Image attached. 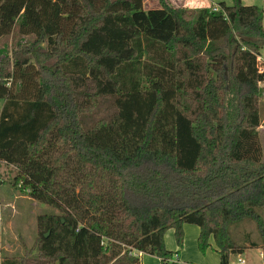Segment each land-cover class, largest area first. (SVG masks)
<instances>
[{
  "label": "trees",
  "instance_id": "trees-1",
  "mask_svg": "<svg viewBox=\"0 0 264 264\" xmlns=\"http://www.w3.org/2000/svg\"><path fill=\"white\" fill-rule=\"evenodd\" d=\"M159 2L0 0V166L49 210L0 264H180L184 224L219 264L262 249L229 227L264 237L263 10Z\"/></svg>",
  "mask_w": 264,
  "mask_h": 264
},
{
  "label": "rangeland",
  "instance_id": "rangeland-1",
  "mask_svg": "<svg viewBox=\"0 0 264 264\" xmlns=\"http://www.w3.org/2000/svg\"><path fill=\"white\" fill-rule=\"evenodd\" d=\"M167 3L173 6L180 7V0H166ZM183 1V0H181ZM243 5H254L263 10V28H264V0H240ZM194 2V3H192ZM146 7L156 8L160 5L159 0H145ZM220 3H224L227 6L233 5V0H185L182 8H199V7H189L192 4L198 6L204 4L208 7L217 6ZM180 7V8H181ZM203 8V7H200ZM260 43V61H264V42ZM11 39L8 41V51L11 49ZM9 58L11 59L10 52L8 53ZM262 57V60L260 59ZM148 59V58H146ZM141 61H144L141 60ZM139 68H142V65H139ZM260 98L259 106L261 113V125L257 128L259 140L261 143L262 149V160L264 161V85L260 86ZM3 101L0 100V110L2 108ZM14 169L8 166H0V181H2L3 187L0 186V261L3 257H21L25 256L26 252L34 249L37 242L39 241V231L36 228V216L39 213L48 212V208L45 206L31 201L29 198L23 196V194L17 189L12 187L9 189V183H11ZM262 220L264 221V205L261 209L258 210ZM230 234L232 239L237 243L242 242L244 239L249 241L257 242L260 246H263L262 249H248L247 255L241 256H231L229 264H238L237 259L240 258L244 261L245 264H264V237H262L257 230L255 223L249 220H244L239 223L232 224L229 227ZM199 232V229H198ZM184 233V231H183ZM164 236V244L167 250L171 252H177L176 256H179L180 261H183L185 258L182 256V248L188 249L189 254V263L194 264H203L193 260L196 255L206 258L208 264H219V256L214 251L213 240L210 239V247L204 252H200L197 246V238L194 246L190 244V239L186 243V237H183L182 247L179 248L175 242L174 233L172 229L166 231ZM197 237V236H196ZM188 244V245H187ZM175 248L178 250L175 251ZM179 252V253H178ZM259 252H261L263 259L260 257ZM35 254L32 252L31 257ZM150 256V255H148ZM154 257V256H151ZM142 258V257H141ZM140 258V260H142ZM156 258V257H154ZM144 259V257H143ZM157 259V258H156ZM175 259V255L172 257V260ZM155 260V259H154ZM153 259L144 260L143 264H157ZM188 260V259H186ZM182 264V262H180Z\"/></svg>",
  "mask_w": 264,
  "mask_h": 264
},
{
  "label": "crops",
  "instance_id": "crops-1",
  "mask_svg": "<svg viewBox=\"0 0 264 264\" xmlns=\"http://www.w3.org/2000/svg\"><path fill=\"white\" fill-rule=\"evenodd\" d=\"M185 2V0H183V1H181L180 0V4H181V6L183 5V3ZM197 2H198V0H197ZM192 3H194V2H192ZM186 5H188V4H185V5H183V7H186ZM180 6V7H181ZM176 7H178V6H176ZM189 7H208V6H206V5H204V4H200V5H198V6H195L194 4H192L191 6H189ZM143 9L144 10H148V9H151V8H148V7H146V3H145V0H143ZM261 60H262V57L260 58ZM198 227L197 226H195V225H190V224H184L183 225V231H184V236L186 237V243H187V241H189V239H190V244L192 245V246H194V243L196 242V238L198 237V234H199V232H198ZM174 233V232H173ZM166 236V238H167V234L165 235ZM197 236V237H196ZM183 243V242H182ZM188 245V244H187ZM176 250H178L177 248H175V251ZM248 251L249 250H246L243 254H241V255H247V253H248ZM179 252H181L182 253V256L185 258L183 261H180V259H179V256H176L175 257V259L177 260V262L178 263H180V262H182V263H184V262H189V260H191V259H189V254H188V249H187V247L186 248H182L181 249V251H179ZM178 252V253H179ZM241 255H239V256H241ZM259 255H260V257L263 259V257H262V254H261V252H259ZM236 256H238V255H236ZM141 264H143V262H144V260H146L147 261V259H155L154 261H155V263H157V264H160V261H159V259L157 258H154V257H151V256H148V255H146V254H142L141 255ZM143 257H144V259H143ZM186 259H188V260H186ZM240 258H238L237 259V261L239 260ZM193 260H195V261H198V262H202L203 264H208V261L206 260V258H202V257H200V256H198V255H196V257L193 259ZM245 264V263H244Z\"/></svg>",
  "mask_w": 264,
  "mask_h": 264
},
{
  "label": "built area",
  "instance_id": "built-area-1",
  "mask_svg": "<svg viewBox=\"0 0 264 264\" xmlns=\"http://www.w3.org/2000/svg\"><path fill=\"white\" fill-rule=\"evenodd\" d=\"M212 9H213V11H217V10H218V8H217L216 6L212 7ZM237 263H238V264H244V261L241 260V259H239V260L237 261Z\"/></svg>",
  "mask_w": 264,
  "mask_h": 264
},
{
  "label": "water",
  "instance_id": "water-1",
  "mask_svg": "<svg viewBox=\"0 0 264 264\" xmlns=\"http://www.w3.org/2000/svg\"><path fill=\"white\" fill-rule=\"evenodd\" d=\"M47 236V234L45 235V237Z\"/></svg>",
  "mask_w": 264,
  "mask_h": 264
}]
</instances>
